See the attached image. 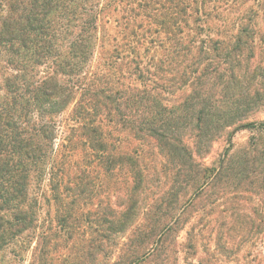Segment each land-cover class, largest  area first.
I'll list each match as a JSON object with an SVG mask.
<instances>
[{"label": "trees", "instance_id": "trees-1", "mask_svg": "<svg viewBox=\"0 0 264 264\" xmlns=\"http://www.w3.org/2000/svg\"><path fill=\"white\" fill-rule=\"evenodd\" d=\"M262 105L264 0H0V264H264Z\"/></svg>", "mask_w": 264, "mask_h": 264}, {"label": "rangeland", "instance_id": "rangeland-1", "mask_svg": "<svg viewBox=\"0 0 264 264\" xmlns=\"http://www.w3.org/2000/svg\"><path fill=\"white\" fill-rule=\"evenodd\" d=\"M263 34H260L257 38V46L260 47L261 46V42H260V38L262 37ZM261 36V37H260ZM264 121V105L259 106L258 108H256L251 115L249 116V118L245 121V122H262ZM232 133V134H230ZM253 135V131H251L248 128H241V129H236L234 127L228 129L223 135H221L220 137L216 138V140L213 142V147H212V152L210 153V155L206 158V162L207 163H211L213 162L215 159L219 158L220 155L225 151L226 147L228 146V141L230 139V137L233 139V143L236 147H239L241 145H244L245 143L248 142V140H250V138ZM156 185V184H154ZM104 193L101 192V195L98 196L99 198H103ZM98 197L95 200V203L98 202ZM46 210L44 211L43 215L45 216L46 214ZM185 238V232H183L180 235V242H183ZM86 261L91 264V259L87 258ZM181 264H183V262L181 261Z\"/></svg>", "mask_w": 264, "mask_h": 264}]
</instances>
